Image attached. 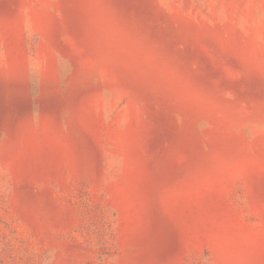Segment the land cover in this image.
<instances>
[{"label":"rangeland","instance_id":"1","mask_svg":"<svg viewBox=\"0 0 264 264\" xmlns=\"http://www.w3.org/2000/svg\"><path fill=\"white\" fill-rule=\"evenodd\" d=\"M0 264H264V0H0Z\"/></svg>","mask_w":264,"mask_h":264}]
</instances>
